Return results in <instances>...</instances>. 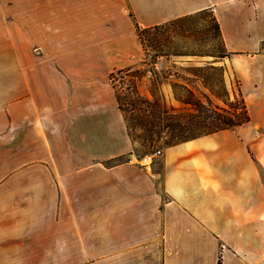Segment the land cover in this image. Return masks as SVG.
Masks as SVG:
<instances>
[{
    "label": "crops",
    "instance_id": "1",
    "mask_svg": "<svg viewBox=\"0 0 264 264\" xmlns=\"http://www.w3.org/2000/svg\"><path fill=\"white\" fill-rule=\"evenodd\" d=\"M21 5L39 11L0 32V264H264V116L261 141L242 125L146 167L108 82L139 60L135 24L208 11L234 72L264 92V0Z\"/></svg>",
    "mask_w": 264,
    "mask_h": 264
},
{
    "label": "rangeland",
    "instance_id": "2",
    "mask_svg": "<svg viewBox=\"0 0 264 264\" xmlns=\"http://www.w3.org/2000/svg\"><path fill=\"white\" fill-rule=\"evenodd\" d=\"M13 1L30 0H0V18L2 19L0 32H5V35H7V27H26L22 26V18L29 16L30 13L32 16L39 11V9L25 8L23 5L11 8ZM123 12L127 13V10ZM116 31L111 25V35ZM118 31L124 30L118 27ZM134 39L138 44L139 60L136 59L138 61L129 67L111 71L108 82L110 83L109 78L112 74L111 81L114 85L117 106L120 105V108L124 109L120 113L125 127L124 118L134 125L130 133L135 136L148 133L161 137L157 141L143 145L130 140L134 158H138V163H141L139 159L143 156L151 155L166 147L163 142L170 131V128L166 127L167 124L178 121H181L182 125L191 124L190 131L184 135L191 140L204 136L209 131L198 125L203 126L206 123L202 116L197 115L187 106L181 105L177 99L196 101L200 104L209 102L212 107L220 110H227L242 99L249 120L244 125L256 132L257 141L262 140V126L260 127L258 123L263 124V121L256 118L264 116V105L258 102L264 97V92L254 90L251 82L243 83L234 72L230 64L231 56H225L222 51L215 21L210 12L196 13L167 22L157 28L148 29L142 34L143 43L139 41L134 31ZM115 41L114 39L110 41L111 49L113 45L123 43V41L119 43ZM99 43L102 42H95V48ZM144 100L149 103L156 101L160 107L157 109L151 106L152 104H145ZM130 103L135 104L136 108H142L143 111L126 108ZM163 111L166 113L163 114ZM188 112L194 117L187 115ZM127 133H129L128 130ZM257 149L261 155L259 158L264 163V149L261 142ZM120 161L121 159H116L117 163ZM260 171L264 177V167L261 164Z\"/></svg>",
    "mask_w": 264,
    "mask_h": 264
},
{
    "label": "trees",
    "instance_id": "3",
    "mask_svg": "<svg viewBox=\"0 0 264 264\" xmlns=\"http://www.w3.org/2000/svg\"><path fill=\"white\" fill-rule=\"evenodd\" d=\"M201 12H208V11H201ZM198 13H200V12H198ZM185 17H187V16H185ZM181 18H184V17H181ZM181 18H178V19H181ZM175 20H177V19H175ZM214 21H215V19H214ZM159 26H161V25H159ZM159 26H153V27H148V28H139L135 24V31H136V35H137L139 41L141 43H143V39H142L143 32H145L148 29L157 28ZM215 28H216V31L218 33L220 43H221V48H222L224 55L225 56L229 55L226 52V50L223 46V43L221 41L220 34H219V28H218L216 21H215ZM219 57H224V56H219ZM153 67H155V66H153ZM126 71H129V70H126ZM111 75L112 74H110V78H109L110 84H111L112 88H114V85L111 81L112 80ZM187 93L189 95H191L190 92L187 91ZM177 101L181 105L187 106L188 108L194 110L197 115L200 114V116H202L201 118L206 121V123H204L203 126L198 124L199 127H202V129L209 130L204 135L212 134V133L223 131V130H234L235 128H238V127L246 124L249 121L242 99H239V102H237V104H235L233 107H230L227 110H222V109L220 110V109H217L216 107H212L209 102H206V104H200L199 102H196V101L191 102L190 100L177 99ZM117 102H118V100H117ZM143 103L149 104V105L152 104L151 106H154L157 109L160 107V104L156 101H153V103H149L148 101L144 100ZM129 107L132 109L133 108L137 109L138 111H143L142 108H136V105L133 103H130L126 106V108H129ZM118 108L120 111L121 110L124 111V109L120 108V105H118ZM163 108H164V106H163ZM165 113L166 112L163 111V114H165ZM186 114L191 116V117H194L193 114H191L190 112H188ZM124 120H126V128L129 132L128 136H129L130 140H132L133 142H137V143L143 145V144L148 143V142L150 143V142H154L155 140L157 141L161 138L159 135L154 136L153 134H148V133H143L141 136L140 135L135 136L133 133H130V131L132 129H134V125L131 122H129L126 118H124ZM180 122L181 121H178L174 124L170 123V124L166 125V127L170 128V131H169V134H167V136L164 138V140H165L163 142L164 146L170 147V146L177 145V144L191 140V139H188L186 136H184L187 132L190 131L191 124L185 123L182 125ZM198 125H196V126H198ZM138 126H140V125H138ZM175 127L184 128V129L179 130L178 128H175Z\"/></svg>",
    "mask_w": 264,
    "mask_h": 264
},
{
    "label": "built area",
    "instance_id": "4",
    "mask_svg": "<svg viewBox=\"0 0 264 264\" xmlns=\"http://www.w3.org/2000/svg\"><path fill=\"white\" fill-rule=\"evenodd\" d=\"M160 156H161V151L160 150H157L156 152H154L151 155H145V156H143V158L141 159V162H142L143 165H145L146 167H148L151 164L153 158L160 157Z\"/></svg>",
    "mask_w": 264,
    "mask_h": 264
}]
</instances>
